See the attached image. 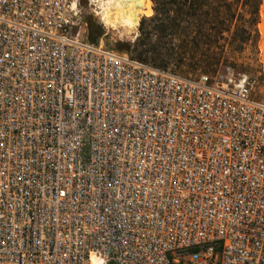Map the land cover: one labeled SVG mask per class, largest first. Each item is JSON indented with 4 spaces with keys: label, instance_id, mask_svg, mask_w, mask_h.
Here are the masks:
<instances>
[{
    "label": "built area",
    "instance_id": "built-area-1",
    "mask_svg": "<svg viewBox=\"0 0 264 264\" xmlns=\"http://www.w3.org/2000/svg\"><path fill=\"white\" fill-rule=\"evenodd\" d=\"M71 3L0 0V264H264L256 81L91 43Z\"/></svg>",
    "mask_w": 264,
    "mask_h": 264
},
{
    "label": "rangeland",
    "instance_id": "rangeland-1",
    "mask_svg": "<svg viewBox=\"0 0 264 264\" xmlns=\"http://www.w3.org/2000/svg\"><path fill=\"white\" fill-rule=\"evenodd\" d=\"M160 1L166 2L167 0ZM255 1L256 0L236 1L232 11L236 12V17L233 21L231 20L230 15L232 12H230L224 4L221 6L220 15H218L219 19L218 17L216 18L215 13L211 11V16L208 21L203 20L201 23L205 29V39H199V41H196V39H193L194 33H191L190 39L191 41L194 40V42H192L188 47L186 46V49L182 51L189 52V55H185L186 58L183 63H170L167 68L175 73L197 78L199 75L204 73L214 76L216 73L224 71L226 66H231L237 72L245 73L249 75L252 80H255L254 95L258 98L264 99V0H259V14L257 16L258 23L256 25H248V22L245 21L251 18V5L254 4ZM144 2V5H146L147 0ZM150 2L152 6V14H145L146 10L143 8L139 26L144 18H149L155 14V8L158 6V1L150 0ZM245 2L248 3L246 4ZM203 10L204 9H202V11ZM191 14H193L191 15V17H193L189 21H195L194 14H198L199 16L200 12H193ZM79 16L82 21L81 26L85 37L88 35L86 20L89 17L95 18L92 14L90 0H80ZM217 20L221 24V27L219 28L223 30V34L219 37H216L215 35L209 36L210 33L212 34L209 30L216 26ZM244 23H246V26H248L250 31V40L247 43H242L240 41L234 42L235 39L233 38L235 37L233 36L235 32L238 28L245 26ZM195 30L197 31V29ZM75 32H81V29L76 28ZM169 34H171L170 31L168 32L167 37L169 42H172V48H180L183 36H181V34H175L173 37H170ZM156 38L157 37L154 36L153 40ZM101 41L112 48H115L117 42L119 41H128L132 44L137 43V46L131 51V53L128 54L137 59L153 64V60L151 58L152 54L147 52V49L151 48L148 44L151 43L145 39V36L142 35L139 27L131 34H125L122 31L117 32L115 30H105V35L100 42ZM198 42H200L199 45H197ZM240 45L242 47L239 49ZM193 55H195L194 58H192Z\"/></svg>",
    "mask_w": 264,
    "mask_h": 264
},
{
    "label": "trees",
    "instance_id": "trees-1",
    "mask_svg": "<svg viewBox=\"0 0 264 264\" xmlns=\"http://www.w3.org/2000/svg\"><path fill=\"white\" fill-rule=\"evenodd\" d=\"M157 1L158 6L155 8V14L149 18H144L141 21L139 30L142 35L145 36V39L147 41H150L151 43L148 44L151 48H148L147 52L152 54L151 58L153 60V65L168 69L167 66L170 63H183L184 59L186 58L185 55H189V52H182L186 49V46L188 47L192 42H194L195 39L196 41H199V39H205L206 33L204 32L205 29L203 28L201 23L203 20L208 21L209 17L211 16V11L215 13V16L217 18L218 15H220L222 4H224V6H226L230 12H232L236 1L239 2L240 0H167L166 2L160 0ZM245 3L247 4L248 2ZM259 3V0H256L254 4L251 5V18L249 20H245L248 22V25H256L258 23L257 16L259 14ZM146 5L150 6L151 11L152 6L150 0H147ZM202 9H204L203 11L205 12H203ZM193 12H200V14L199 16L198 14H194L195 21H189L193 17H191V15H193L191 13ZM230 15L231 20L233 21L236 17V12H232ZM86 24L88 26V40L91 43L98 44L105 35V29L93 17H89L86 20ZM244 25L245 26H242V28H238L235 32L233 36L235 37L233 38L235 39L234 42L240 41L242 43H247L250 40V31L248 29V26H246V23H244ZM219 27H221V24L217 20L216 26L209 30L210 32H212V34L210 33V35H207H215L216 37L221 36L223 34V30ZM194 28L197 29V31ZM169 31L171 32V34H169L170 37H173V35L175 34H181V36H183L180 48H172V42H169L167 37ZM191 33H194V40L192 41L190 39ZM154 36L157 37L155 40H153ZM199 43L200 42H198L197 45H199ZM136 46L137 43L132 44L128 41H119L117 42L116 47L113 49L122 53H131V51ZM241 47L242 46L240 45L239 49ZM194 56L195 55H193L192 58H194Z\"/></svg>",
    "mask_w": 264,
    "mask_h": 264
},
{
    "label": "clouds",
    "instance_id": "clouds-1",
    "mask_svg": "<svg viewBox=\"0 0 264 264\" xmlns=\"http://www.w3.org/2000/svg\"><path fill=\"white\" fill-rule=\"evenodd\" d=\"M90 5L92 14L105 30L122 31L125 34H131L138 29L141 8L146 10V14H152L149 5H138L133 0H90ZM71 9L78 15L80 0H72ZM89 264H108V258L99 250H92Z\"/></svg>",
    "mask_w": 264,
    "mask_h": 264
},
{
    "label": "bare ground",
    "instance_id": "bare-ground-1",
    "mask_svg": "<svg viewBox=\"0 0 264 264\" xmlns=\"http://www.w3.org/2000/svg\"><path fill=\"white\" fill-rule=\"evenodd\" d=\"M145 0H133V2L137 3L138 5H144ZM143 8L140 9V11L142 12Z\"/></svg>",
    "mask_w": 264,
    "mask_h": 264
}]
</instances>
